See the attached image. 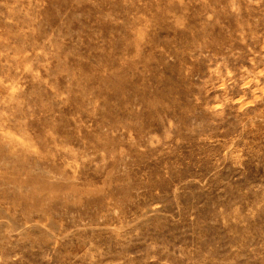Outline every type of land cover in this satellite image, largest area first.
Wrapping results in <instances>:
<instances>
[{
    "label": "rangeland",
    "instance_id": "1",
    "mask_svg": "<svg viewBox=\"0 0 264 264\" xmlns=\"http://www.w3.org/2000/svg\"><path fill=\"white\" fill-rule=\"evenodd\" d=\"M0 264H264V0H0Z\"/></svg>",
    "mask_w": 264,
    "mask_h": 264
}]
</instances>
